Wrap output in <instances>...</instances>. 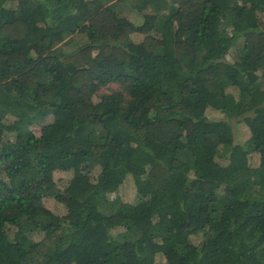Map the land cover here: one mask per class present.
Returning <instances> with one entry per match:
<instances>
[{
  "label": "trees",
  "instance_id": "16d2710c",
  "mask_svg": "<svg viewBox=\"0 0 264 264\" xmlns=\"http://www.w3.org/2000/svg\"><path fill=\"white\" fill-rule=\"evenodd\" d=\"M0 264H264V0H0Z\"/></svg>",
  "mask_w": 264,
  "mask_h": 264
},
{
  "label": "rangeland",
  "instance_id": "374dc122",
  "mask_svg": "<svg viewBox=\"0 0 264 264\" xmlns=\"http://www.w3.org/2000/svg\"><path fill=\"white\" fill-rule=\"evenodd\" d=\"M110 1H115V0H110ZM129 18L132 19V21L136 22L137 25H140L141 19H140V17L138 15H136V13H132L131 12L130 15H129ZM241 41L243 42V39L239 40L240 43H242ZM228 59L229 60H233L231 58V56L228 57ZM247 123H248V120H245V121L241 122L240 124H238L239 138L241 140H246V139H248L250 137L251 128L249 127V125ZM189 131L193 135H198V130H189ZM36 133H37V135H40L41 134V129L40 128L36 129ZM255 158H256V160H254L255 163H259L260 157H255ZM47 203L51 204V201H48ZM99 219H100V216L97 215L96 219H95L96 222H99ZM97 227H98V230H97L98 235L105 234L104 227L101 224H98ZM171 257L175 258V256L173 254L168 255V258H171ZM16 259H17V257H16ZM161 260H165V258L163 257Z\"/></svg>",
  "mask_w": 264,
  "mask_h": 264
}]
</instances>
